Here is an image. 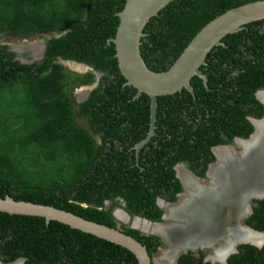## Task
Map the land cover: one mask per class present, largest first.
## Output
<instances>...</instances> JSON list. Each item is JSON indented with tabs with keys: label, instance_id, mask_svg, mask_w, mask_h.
Here are the masks:
<instances>
[{
	"label": "trees",
	"instance_id": "obj_1",
	"mask_svg": "<svg viewBox=\"0 0 264 264\" xmlns=\"http://www.w3.org/2000/svg\"><path fill=\"white\" fill-rule=\"evenodd\" d=\"M249 1L171 0L143 28L145 63L166 70L205 23ZM124 3L0 0V38L47 34L43 58L32 63L21 62L0 41V198L53 205L111 227L117 226L112 207L122 198L129 213L158 220L156 197L174 200L181 191L175 163L193 170L203 163V175L214 159L211 145L253 131L247 116L263 113L254 91L264 85V19L244 24L211 48L200 66L206 84L193 75L192 92L183 87L157 96L154 134L137 153L134 145L149 130L150 98L125 83L108 40ZM60 59L86 63L101 75L72 71ZM93 83L87 98L77 101L73 88ZM253 201L244 221L264 232V199ZM120 226L149 255L162 244L157 236ZM19 257L23 264H137L134 253L115 242L43 216L0 211V260ZM227 263L264 264V244H239ZM178 264L217 263L188 251Z\"/></svg>",
	"mask_w": 264,
	"mask_h": 264
},
{
	"label": "water",
	"instance_id": "obj_2",
	"mask_svg": "<svg viewBox=\"0 0 264 264\" xmlns=\"http://www.w3.org/2000/svg\"><path fill=\"white\" fill-rule=\"evenodd\" d=\"M170 1L171 0H125L122 9L117 12L119 21L115 34L108 39L114 43L117 65L120 73L126 80L125 83L136 88V95L145 93L150 98L149 131L145 139L154 134L157 96L171 94L183 87L192 92L193 88L190 84V78L193 75L200 76L204 84H206L207 77L201 71L200 66L206 63L205 57L211 48L217 45H223L222 38L228 33L240 30L244 24L264 19V0L249 1L231 7L205 23L189 40L174 62L166 70L154 71L147 66L141 55L140 38L144 35L143 28L147 21L152 16L156 15L158 11ZM65 32L66 30H63L61 34ZM44 49L45 47L42 46V53ZM27 59L28 58H22L20 61L23 63H32L35 60H39V57L32 56L29 60ZM60 60L69 68L71 65L73 66V64H78L84 71L92 69V67L85 63H79L74 60ZM78 70L81 71L80 69ZM94 72L96 76L100 74L98 71ZM92 87L93 85H88L86 94L79 98L80 101L87 98ZM254 132L255 127L253 126V131L248 137H236L235 139L248 140ZM142 143L143 141H140L138 145ZM213 163L215 162L210 163L209 166ZM197 179L199 180V178ZM181 185L182 189L185 188L182 181ZM181 194L182 192L178 194L179 198H181ZM253 197L264 199L263 196H250L249 198ZM0 211L43 216L47 222L50 220H57L73 228H78L82 231L115 242L132 251L137 259V264H168L165 260H161L160 258L155 259L149 255L146 246L134 236L125 233L118 224L115 227H111L53 205L16 200L9 195L0 198ZM249 211L250 206L248 204V212ZM116 212L123 213L126 219L130 218V215L125 213L122 209ZM135 218H137V216H135ZM141 219L152 224H160L159 222H150V220L146 218ZM240 222L242 221L240 220L238 224L247 230L264 234L263 231L256 230L247 224L241 225ZM155 234L157 236L160 235L158 233ZM160 236L162 241H165L162 235ZM237 243H248L258 248L262 247L264 244V242L254 244L247 241H239ZM186 249L187 248H185V251ZM235 252H237L235 246L232 247L229 252H226L223 257V264H228L227 257L229 254ZM176 258L177 256L173 257V264H176ZM24 260L23 257H19L11 262H3L0 260V263L21 264ZM211 262L213 263L214 261L211 260Z\"/></svg>",
	"mask_w": 264,
	"mask_h": 264
},
{
	"label": "flooded vegetation",
	"instance_id": "obj_3",
	"mask_svg": "<svg viewBox=\"0 0 264 264\" xmlns=\"http://www.w3.org/2000/svg\"><path fill=\"white\" fill-rule=\"evenodd\" d=\"M37 36H38L37 40L39 41L38 45H40V47H41V54L42 55L39 56V60H41L44 56L46 45H47L46 44L47 34L46 33H44L42 35L38 34ZM42 46L45 47L43 53H42ZM239 54L241 55L240 52H239ZM22 55H23V57H27V56L29 58L32 57L30 51H27V53H25V54H22V52H21L18 56H22ZM35 61H38V60H35ZM67 68L69 69V67H67ZM88 70H91V69H88ZM78 72H79V70H78ZM236 72H237V69H234L232 71V73H236ZM79 73H81V71ZM262 74H263V72H262ZM100 75H101V73H100ZM80 86H82V85H80ZM74 95L76 96V100L80 102V99H79L80 93L74 94ZM254 95H255V98L259 101V103L262 105L263 113L260 117H254L252 115L247 116V118L249 119L252 126H254L253 120L257 119V121L255 122L256 127L254 126L255 132L251 135L250 139H248V140L235 139L236 137L242 138L241 136L235 135L232 138L230 143H223V144L220 143V144L211 145L210 150H211V153L213 154L214 159L212 161L208 162L203 175L198 174V171L204 167V165H202L203 163H201L196 168V170L191 169L186 162L180 161V162L175 163L173 166L174 171H175V177L179 180L180 184H181V181L184 183L185 188L182 189V185H181V191L176 192V197L174 200H170L167 196L156 197V204L161 209V215H160L158 220L149 219V218H147L141 214H138V213H136V214L129 213L124 208L125 202L123 201V199L117 198L118 204L113 206L111 211H112V215H113L116 223L118 224V226L121 227L120 226L121 224H125L126 222H130L129 227L136 229L141 234H144L147 236L148 235L157 236L154 231L156 230L157 227H159L160 224L167 226L168 228L164 232V234H165L164 239H166V240L169 239L170 241H174L175 240L174 237L177 236L178 239L180 238V241H178L177 246H174L172 243H169L166 240L162 241L161 236L158 235L157 237L160 239L162 244L157 247L158 249L156 252L159 251L160 246H163L165 244L168 245V248L165 250L166 251L171 250V253H173V251H174V254L170 255L169 254L170 252L165 251L168 254L167 258H169V257L173 258V257L177 256L176 264H178L179 256L182 253H186L188 251L192 252L193 256H196V257L200 256V251H201L204 261L211 262V260H213L214 261L213 263H217V264L219 262L216 260L217 259L221 260L220 258H222V260L219 264H223V259H224L223 257L226 254V252H229V250H231L232 247H234V246L238 250V245L240 243H237V242H239V241L251 242L250 240H252V239H250V240H247L249 238L245 239L248 236V235L246 236V232H249L250 230H247L246 228L240 226L237 222L233 221L232 223H229L230 225H225V226H222L220 224L221 222L219 221V216H220V209H221L222 204H221V202L218 201V199H220L222 197L225 198V202L227 203L225 205H229V204L232 205L233 204L231 206L233 208L235 205H238V206H235L236 207L235 212H237L239 214L244 213L246 215V217H245V215L243 214V217L241 219L242 222H240V224L242 225V224H246L244 220L252 213V206L256 204V202L253 200L258 199V198L253 197L249 200L248 203L250 206V211L248 212L247 198L250 196H255V195L264 196V191L261 190V189H263V187H260V188L256 187L258 184H260L261 186L264 184V154L262 156V161H260L259 164H257V166L260 165V167L257 168L256 173H254V172L250 173L251 176H252V174H255L253 176L254 179L248 180L246 178L247 174H245V175H243V179H242L241 183H238L239 187H238V189L236 188V190H239L238 191L239 195H236L234 192L229 191V189L231 187V186L229 187V185H232V186L235 185V184H233V181H236V179L238 178V177L236 178V176L234 175V172L231 171L232 169L235 168V166L232 164H234L241 157H244L245 155H249L253 151V144H255V142L257 140H259V137H260L259 133L264 132V85L256 88L254 91ZM261 117H263V118H261ZM150 137H148L147 139H145V138L142 139L141 141H143V143L141 145H138V143L140 141L134 145V149L137 153L144 145H146L149 142ZM221 137L226 138L225 135H221ZM223 145H225V146H223ZM237 145H239L242 148V152L236 153L233 150H231V148H229L230 146H236V148L239 147ZM233 156H235L236 159L233 158ZM243 161L245 162L246 160H244V159L241 160L242 163H243ZM212 162H215V163H213L212 165L209 166V164ZM228 164H229V166H228ZM261 164H263V165H261ZM214 177H215L216 181L213 179ZM197 178H199V180ZM211 183L214 184L213 189H210L211 187L209 188V186L212 185ZM227 183H229V184H227ZM241 184L243 186H241ZM215 185L218 186V189L220 187H222V189L227 190L228 197L225 195L226 192L223 194L221 193L224 190L219 192L218 189H215ZM213 191L219 192L220 196L219 195L218 196L217 195H209ZM181 192H182V194H181L182 196H181V198H179L178 194ZM244 198H246V200ZM110 205H111L110 201L106 200L104 202V206L106 208H108ZM237 207H238V209H237ZM228 208H230V207H228ZM119 209H122L125 213H128L130 215V218L126 219L125 216L123 215V213H121V212L117 213L116 211ZM170 209H172V210H170ZM223 209H224L223 211H225L227 208L224 207ZM120 214H122L121 217H124L125 220L121 219L120 217L117 216ZM135 216H137V218H135ZM141 218H146V219L150 220V222H159L160 224H153L152 228L154 226L156 228H154L153 229L154 231L152 232L151 230L148 229L149 228L148 226L152 223L147 224V223H145L146 221L141 219ZM223 224H225V223L223 222ZM182 225H185V227H186V228L184 227L183 230L181 229L183 227ZM177 226H179V227H177ZM180 226H182V227H180ZM238 227H239V232L237 229ZM231 232H232V234H231ZM189 238H191V239L194 238L192 243H195V244L188 245V246H185L183 248L178 247V245L181 242L188 241ZM229 239H231V240L229 241ZM217 241H222L219 246L217 243L214 244ZM263 241L264 240L262 239L261 242H263ZM261 242L252 241V243H256V244H259ZM171 245L173 247H171ZM216 246H218V247L215 248ZM185 248H187L186 251H185ZM214 248H215V250H214ZM161 254H163V253H161ZM161 254H159L158 257H155V255L153 253L151 256L156 259V258H159L161 256ZM23 262L21 264H23ZM169 263L173 264V262H169ZM160 264H166V263H160Z\"/></svg>",
	"mask_w": 264,
	"mask_h": 264
},
{
	"label": "rangeland",
	"instance_id": "obj_4",
	"mask_svg": "<svg viewBox=\"0 0 264 264\" xmlns=\"http://www.w3.org/2000/svg\"><path fill=\"white\" fill-rule=\"evenodd\" d=\"M38 39V36L36 35V34H34V35H30V36H16V35H11V34H5V35H3V36H1V38H0V41H7L8 42V45L10 46V49L11 50H13V51H15V52H17V54H20L21 52H22V54H25V53H27V50L25 49V47H30L31 46V44H35V43H39V41L37 40ZM25 49V50H24ZM22 58H28L27 60H29L30 58L27 56V57H23V55L22 56H17V59H19V60H22ZM63 63V62H62ZM67 68V67H66ZM68 69V68H67ZM70 69V68H69ZM70 70H72V71H75L76 69H70ZM78 70V69H77ZM81 70V72H83L84 70H82V69H80ZM77 72V71H76ZM88 87V86H87ZM87 87L85 86H77V87H74L73 88V94H78V93H80V96H84L85 94H86V91H87ZM259 135H260V137H259V140H257L256 142H255V144H253V151L249 154V155H245L244 157H241L239 160H237L234 164H232V165H234L235 166V168L234 169H232L231 171H233L234 172V175L236 176V181H233V184H235V185H229V187H230V189H229V191H232V192H234L236 195H239L238 194V191L239 190H236V188L238 189V187H239V184L238 183H241V181H242V179H243V175H245V174H247L246 175V178L248 179V180H253L254 179V175L255 174H252V176H251V174L250 173H256V170H257V168L258 167H260V165L259 166H257V164H259V162L260 161H262V156H263V154H264V132H262V133H259ZM237 146H239V145H237ZM229 148H231V150H233L234 152H236V153H239V152H242V148L239 146V147H237L236 148V146H230ZM244 151V150H243ZM233 158H235L236 159V157L235 156H233ZM246 160L245 162L243 161V163L241 162V160ZM261 165H263V164H261ZM245 178V179H246ZM215 181H216V179H215V177L213 178ZM240 181V182H239ZM218 183V182H217ZM212 185L211 186H209V188L210 189H213V183H211ZM227 184H229V183H227ZM231 184V183H230ZM249 185V184H248ZM260 184H258L256 187H263V189H261V190H263L264 191V184L261 186H259ZM220 186V185H219ZM241 186H243L242 184H241ZM215 189H218V186H216L215 185ZM222 189V187H220L218 190H219V192L220 191H222L221 190ZM219 192H212V193H210L209 195H216L217 194V196L219 195ZM226 192V196L228 197V192H227V190H224L223 192H221L222 194L223 193H225ZM245 200H246V198H244ZM251 198H247V206H248V202H249V200H250ZM218 201L219 202H221V204H222V206H221V209H220V216H219V221L221 222L220 224L222 225V226H225V225H229V223H232L233 221H235V222H237V223H239V221L242 219V217H243V214H239V213H237V212H235V210H236V207L235 206H238V205H235L234 206V208L233 207H231L232 205L231 204H229V205H225V204H227L226 202H225V198H220V199H218ZM213 202V201H212ZM225 202V203H224ZM224 207H226L227 209L225 210V211H223L224 209ZM228 207H230V208H228ZM237 209H238V207H237ZM170 210H172V209H170ZM117 214V213H116ZM121 215L122 214H120V215H117L118 217H120L121 219H124L125 220V218L124 217H121ZM226 215V216H225ZM187 221V220H186ZM223 222L225 223V224H223ZM123 223V222H122ZM125 224H127L128 226H130V222H126ZM152 226H153V224H150L148 227V229L149 230H151L152 232L154 231L153 229L154 228H156L155 226L152 228ZM158 226V225H157ZM183 226V227H182ZM182 226H180V227H182L181 229L183 230L184 229V227H185V225H182ZM177 227H179V226H177ZM167 226H165V225H159V227H157L156 228V230L154 231L155 233H159V234H161L163 237H165V234H164V232H165V230H167ZM186 228V227H185ZM238 229V232H239V227L237 228ZM248 233L249 234H251V238L252 239H254V240H257L258 238H261V237H264L263 235H261V234H259V233H255V232H253V231H249V232H246V236L248 235ZM200 234V233H199ZM231 234H232V232H231ZM237 234V233H236ZM175 238V240L174 241H170L169 239L168 240H166V241H168L169 243H172L174 246H177V244H178V241H180V238L178 239V237L177 236H175L174 237ZM210 239V238H209ZM247 240H250V238L249 239H247ZM222 241H217V242H215L214 244H218V246L220 245V243H221ZM252 242V241H251ZM218 246H216L215 248H217ZM171 247H173L172 245H171ZM168 248V245H163V246H160V249H159V251L158 252H155L154 253V255H155V257H158L159 256V254H161V253H163V254H161V256L159 257L161 260H165L167 263H169V262H173V258H171V257H169V258H167L168 257V254L166 253V252H170L169 254L171 255V254H174V251H173V253H171V250H169V251H166L165 249H167ZM215 248H214V250H215ZM166 251V252H165ZM169 255V256H170ZM158 258V259H159ZM221 260H222V258H220ZM221 260H219V259H217L216 261H218L219 263L221 262ZM18 264H20V263H18ZM170 264V263H169Z\"/></svg>",
	"mask_w": 264,
	"mask_h": 264
},
{
	"label": "bare ground",
	"instance_id": "obj_5",
	"mask_svg": "<svg viewBox=\"0 0 264 264\" xmlns=\"http://www.w3.org/2000/svg\"><path fill=\"white\" fill-rule=\"evenodd\" d=\"M25 49L27 50V51H30V53H31V55L33 56V57H39L40 55H41V47H40V45H38V43H35V44H31V46L30 47H25ZM24 49V50H25ZM70 68H72V69H82L81 67H79V65L78 64H73V66L71 65V67ZM254 121V126L256 127V124H255V122L257 121V120H253ZM228 166H229V164H228ZM231 167V166H230ZM229 167V168H230ZM260 186V185H259ZM249 187V186H248ZM222 190V189H221ZM223 190H225V189H223ZM205 195V194H204ZM208 195V194H207ZM217 195V194H216ZM220 196V195H219ZM255 196H262V195H255ZM264 197V196H263ZM213 200V199H212ZM192 206V205H191ZM222 206V205H221ZM193 209V208H192ZM145 223H147V224H150L149 222H145ZM133 224V223H132ZM134 225V224H133ZM161 225V224H160ZM230 225V224H229ZM135 226V225H134ZM170 230V229H169ZM251 231V230H250ZM253 232H256V231H253ZM256 233H258V232H256ZM159 234V233H158ZM261 235H263L264 236V234H262V233H260ZM161 235V234H160ZM163 237V236H162ZM164 238V237H163ZM242 238V237H241ZM247 238H250V239H252L251 238V234H248V236L245 238V239H247ZM236 239V238H235ZM264 240V237H261V238H258L257 240H254V239H252V240H250V241H254V242H261V240ZM166 240V239H165ZM193 240H194V238H189L188 239V241H183V242H179L180 244L178 245V247L179 248H183V247H185V246H188V245H192V244H195V243H192L193 242ZM220 240V239H219ZM231 239H229V241H230ZM248 242V241H247ZM264 242V241H263ZM254 244H256V243H254ZM1 264V263H0ZM17 264V263H16Z\"/></svg>",
	"mask_w": 264,
	"mask_h": 264
},
{
	"label": "clouds",
	"instance_id": "obj_6",
	"mask_svg": "<svg viewBox=\"0 0 264 264\" xmlns=\"http://www.w3.org/2000/svg\"><path fill=\"white\" fill-rule=\"evenodd\" d=\"M60 34H61V33H59L58 35H60ZM58 35H57V36H58ZM60 61H61V60H60ZM79 63H82V62H79ZM63 64H64V63H63ZM85 64H86V63H85ZM64 65H65V64H64ZM65 66H66V65H65ZM90 67H91V66H90ZM70 69H71V68H70ZM91 70H93V68H92ZM75 71L78 72V70H75ZM93 71H96V70H93ZM79 72H80V71H79ZM83 72H84V71H83ZM98 72H99V71H98ZM94 73H95V72H94ZM95 76H96V75H95ZM99 76H100V74L97 75L96 78H98ZM95 84H96V83H93V84H90V85H93V86H94ZM82 86H84V87L86 86V87H87L88 85H82ZM92 88H93V87H92ZM79 97H82V96H79ZM84 100H85V99H84ZM82 101H83V100H82Z\"/></svg>",
	"mask_w": 264,
	"mask_h": 264
}]
</instances>
